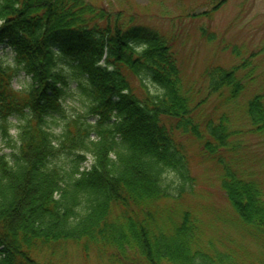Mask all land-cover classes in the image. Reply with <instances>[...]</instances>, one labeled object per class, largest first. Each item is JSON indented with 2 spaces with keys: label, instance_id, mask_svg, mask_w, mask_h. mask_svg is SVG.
<instances>
[{
  "label": "trees",
  "instance_id": "16d2710c",
  "mask_svg": "<svg viewBox=\"0 0 264 264\" xmlns=\"http://www.w3.org/2000/svg\"><path fill=\"white\" fill-rule=\"evenodd\" d=\"M125 15L90 0H0V47L15 55L13 65L0 59V134L9 150L0 154V264H51L47 254L57 245L108 261L132 252L144 264H237L189 210L167 205L193 181L177 132L192 127L201 136L174 45ZM64 66L82 79L78 92L88 102L86 115L71 121ZM239 69L207 74L216 76L210 90L226 87L238 98L246 90ZM22 75L32 84L17 91ZM246 112L251 133L264 134V95ZM206 127L216 145L205 140L204 154L222 171L235 223L261 241L263 185L218 152L230 137L225 119Z\"/></svg>",
  "mask_w": 264,
  "mask_h": 264
},
{
  "label": "rangeland",
  "instance_id": "374dc122",
  "mask_svg": "<svg viewBox=\"0 0 264 264\" xmlns=\"http://www.w3.org/2000/svg\"><path fill=\"white\" fill-rule=\"evenodd\" d=\"M109 12H124L126 19L134 17L137 25L148 27L174 45L181 68L185 89L192 99L191 121L201 138L194 137L192 127L177 132V142L189 157L193 179L181 200L167 205L180 211H190L200 223L206 238L213 240L222 251L234 253L237 264H264V236L257 241L250 230L236 224V217L222 188V171L204 154L203 142L210 137L206 125L219 124L225 119L230 137L224 148H219L227 163L263 185L264 189V134L251 133L247 117L249 103L264 95V0H90ZM210 12L209 16L203 15ZM1 26V23H0ZM14 52L0 47V59L13 65ZM240 67L239 81L246 90L236 99L229 88L214 93L208 76L217 69L231 70ZM60 72L68 79L69 96L65 102L69 121L86 115L88 102L78 92L82 79L71 68ZM32 84L22 75L14 82L17 91ZM152 94L161 91L151 82H144ZM133 86L141 94L145 90L139 80ZM201 103V104H200ZM16 123L15 121H13ZM55 131L60 135L64 120H56ZM14 135V132H13ZM9 153L0 134V154ZM88 165L92 159L88 156ZM63 164L66 160L62 157ZM176 185L180 179L169 172ZM250 179V178H249ZM51 264H144L141 257L128 252V258H100L93 250L87 256L77 245H57L47 254Z\"/></svg>",
  "mask_w": 264,
  "mask_h": 264
}]
</instances>
